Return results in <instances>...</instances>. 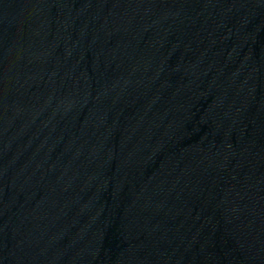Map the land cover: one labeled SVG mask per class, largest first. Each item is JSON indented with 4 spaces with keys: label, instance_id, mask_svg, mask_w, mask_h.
I'll use <instances>...</instances> for the list:
<instances>
[{
    "label": "water",
    "instance_id": "water-1",
    "mask_svg": "<svg viewBox=\"0 0 264 264\" xmlns=\"http://www.w3.org/2000/svg\"><path fill=\"white\" fill-rule=\"evenodd\" d=\"M0 264H264V0H0Z\"/></svg>",
    "mask_w": 264,
    "mask_h": 264
}]
</instances>
